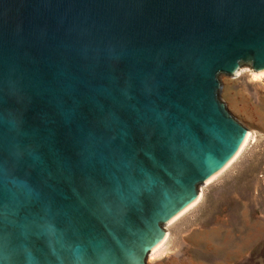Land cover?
Masks as SVG:
<instances>
[{
  "label": "water",
  "instance_id": "95a60500",
  "mask_svg": "<svg viewBox=\"0 0 264 264\" xmlns=\"http://www.w3.org/2000/svg\"><path fill=\"white\" fill-rule=\"evenodd\" d=\"M264 0H0V264H146L248 129Z\"/></svg>",
  "mask_w": 264,
  "mask_h": 264
},
{
  "label": "rangeland",
  "instance_id": "374dc122",
  "mask_svg": "<svg viewBox=\"0 0 264 264\" xmlns=\"http://www.w3.org/2000/svg\"><path fill=\"white\" fill-rule=\"evenodd\" d=\"M241 68L219 76V97L253 138L165 226L167 238L146 264H264V77L252 80Z\"/></svg>",
  "mask_w": 264,
  "mask_h": 264
},
{
  "label": "bare ground",
  "instance_id": "6f19581e",
  "mask_svg": "<svg viewBox=\"0 0 264 264\" xmlns=\"http://www.w3.org/2000/svg\"><path fill=\"white\" fill-rule=\"evenodd\" d=\"M244 69H242V68H239V70L236 72V75L237 74H240L242 71H243ZM245 70H247V69H245ZM248 71H249V74L251 75V78H252V80L254 79L255 81L256 80H260V79H262L263 77H264V70H262V71H259V72H254V71H252L251 69H248ZM253 138V134H252V132L251 131H247V134H246V137H245V140H244V142H243V144H242V146H241V148L239 149V151L237 152V154L233 157V159L224 167V168H226L239 154H240V152L243 150V148L245 147V145L247 144V142L249 141V139L250 138ZM223 168V169H224ZM222 169V170H223ZM221 170V171H222ZM220 171V172H221ZM219 172V173H220ZM219 173H217V174H219ZM217 174H215L213 177H211L206 183H208V182H210ZM200 197H201V190H200V193H199V196H198V198L193 202V203H191L187 208H185L183 211H181L179 214H177L174 218H172L170 221H169V223L170 222H172L173 220H175L176 218H178L181 214H183L185 211H187L188 209H190L191 207H193L197 202H198V200L200 199ZM166 238H167V233H166V235H165V237H164V239L157 245V246H155L153 249H152V251L150 252V256L152 255V254H154V252H156L162 245H163V243L165 242V240H166ZM153 256V255H152Z\"/></svg>",
  "mask_w": 264,
  "mask_h": 264
}]
</instances>
